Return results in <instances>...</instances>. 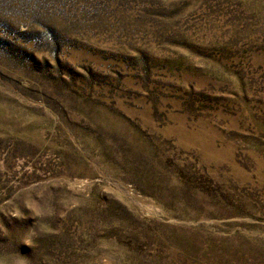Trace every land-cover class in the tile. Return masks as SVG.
I'll use <instances>...</instances> for the list:
<instances>
[{"label": "rangeland", "instance_id": "1", "mask_svg": "<svg viewBox=\"0 0 264 264\" xmlns=\"http://www.w3.org/2000/svg\"><path fill=\"white\" fill-rule=\"evenodd\" d=\"M0 264H264V0H0Z\"/></svg>", "mask_w": 264, "mask_h": 264}]
</instances>
